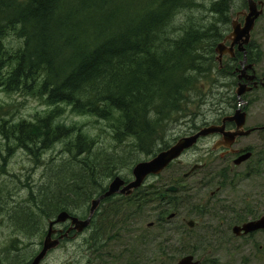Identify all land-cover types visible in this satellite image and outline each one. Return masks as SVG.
Listing matches in <instances>:
<instances>
[{"label":"trees","instance_id":"obj_1","mask_svg":"<svg viewBox=\"0 0 264 264\" xmlns=\"http://www.w3.org/2000/svg\"><path fill=\"white\" fill-rule=\"evenodd\" d=\"M232 2L214 0L209 7L212 20L176 27L181 11L200 6L196 0H0V89L40 98L48 107L34 120L11 123L3 118L0 135L6 139L7 152L22 148L40 162L41 153L63 139L73 154L71 160L48 165L37 185L19 179L29 189L23 200H16L18 184L0 183V216L8 226L26 239L45 235L49 221L60 212L73 214V203L107 189L102 176L114 178L120 166L139 161L138 153L155 156L169 148L176 140L168 139L173 124L186 121L193 133L212 123L204 113L208 107L220 111L213 122L222 119V112L236 109V67L243 54L220 67L216 53L231 29ZM10 35L17 44L7 43ZM248 58L255 63L261 58L254 42L248 46ZM225 78L230 79L228 85ZM225 86V92H217ZM67 108L107 121L117 145L124 146L121 155L106 152L102 162L89 163L87 156L76 161L86 152L94 153L95 139L82 126L61 120ZM259 169L256 164V174ZM210 181L211 177L201 179L203 187ZM181 182V178L173 182L179 192L157 183L115 198L111 213L98 212L91 236L92 264H172L165 242L175 241L174 218L169 217L179 207ZM133 213L148 221L151 216L154 223L145 226L153 233L146 235L153 238L150 244L145 241L146 251L156 237L163 239L157 251L152 247L147 252L146 261L137 256L133 243ZM21 241L17 236L4 250L6 255L19 249ZM83 245L87 252L88 244ZM116 246L118 251L113 250ZM195 246L184 254L195 253ZM24 247L28 252L12 261L30 263L34 251L27 242Z\"/></svg>","mask_w":264,"mask_h":264},{"label":"rangeland","instance_id":"obj_2","mask_svg":"<svg viewBox=\"0 0 264 264\" xmlns=\"http://www.w3.org/2000/svg\"><path fill=\"white\" fill-rule=\"evenodd\" d=\"M196 1L200 5L198 8L181 11L177 15L175 20L176 27L184 26L192 20L196 22L202 20L203 23H206L213 19V16L209 11V7L214 0ZM261 1L264 2V0ZM247 11L248 4L245 5L244 0H233L231 7V20L239 18V20L243 21V12ZM6 41L8 44L18 43V40L14 35H10L9 37H7ZM252 42H254L255 45L258 46L261 50V58L256 65L257 73L261 77L264 75V12L257 20L256 26L252 31ZM224 61L226 62L227 59H225ZM229 80V78H225L223 81L228 85ZM227 87L228 86H225L224 88L217 90V92L223 93L225 92ZM238 88L239 86L238 84H236L234 86V91L236 92ZM245 100L247 102L245 103L246 105L244 104L245 110L248 114L247 125H263L264 89L257 88L252 90V92H249L245 95ZM47 109L48 107H46V104H44L40 98L16 92L7 93L0 89V124L3 121V118L6 120H10L11 123L20 121L22 119L34 120L37 113H44V111ZM213 109V107H208L204 112L212 122L215 119L216 114L220 112L216 110L213 111ZM228 111L234 112L235 109H229ZM61 120L68 125L76 123L79 126H82L83 130L95 139L94 153L99 155V157H94L96 156L94 153L90 154V152H86L82 156H79L81 158H77L76 161H81L83 157L87 156V160L89 163L93 161L98 163L104 161L105 158L108 157L105 156L106 152H108L109 155H114L116 152L121 155V153L123 152V144L117 145V142L115 141V139H113L112 136V129L109 128L107 121L98 119L94 116L79 115L73 113L69 108H67L65 115L61 118ZM187 134H190L188 130V122L180 121L171 126L168 131V139H170V141L172 142L174 138L178 140L180 137H183ZM240 140L243 144L246 145L255 144L259 147L260 144V139L258 138L257 133H253L252 135L243 137ZM215 141L216 136H209L202 139L197 146L187 151L180 158V160L174 163V165L165 170L160 176L152 177L150 180L151 183L158 182L161 185H170L174 184V180L179 178L182 179L181 185L183 186V192L181 193V196H179L180 203L178 209L175 211L176 214L174 213V227H172L176 228L174 232L171 233L175 241L168 239L165 242V246L168 247L169 252H171L170 256L174 258V260H172V264H177V262L185 255L184 253L186 251L190 252L192 250V247H194L195 245H197L195 247H198L201 250V252L195 250V253H229L235 255H253L257 253L260 254L258 259L255 260V258H249L252 259V261L250 260L248 264H264V258L261 256V253H264V251L260 249L262 242H258L256 246H250L248 251L245 247L246 245L240 240L225 242L220 241V238H218L220 236L216 234L211 235L210 230L209 232L205 230V227L207 225H211L212 223L211 214L207 212H196L195 207H198V204L203 203L205 205L210 200V198L208 197L212 189L210 187V183L207 187H203V184H200L201 179L198 177L200 176L201 172L207 176L205 177V179L210 177V172L213 170V165L216 161V157L211 153ZM0 149V151L2 152L0 153V183L2 186L6 187L7 181L9 185L18 184L21 187L17 192L16 200H23L28 195V187L26 185H22L21 182L31 186L37 185V183H39L43 178L48 165L60 164L65 160H71L73 156L72 152L68 151L67 142L63 139L56 142L51 149H48L45 152L41 151L42 153L40 156V162H36V159L22 148H16V150L12 152L9 151L10 153H8L6 139L2 135H0ZM1 154L4 155L3 158ZM90 156L94 158H91ZM138 157V162L146 161L152 158V156H147L143 153H138ZM5 158L6 162L4 161ZM203 162L207 163L205 171L201 170V172H198L196 173V175H192L188 178L183 177V175L188 172L195 164H202ZM135 164H137V162ZM135 164L120 166L114 172L119 173L123 177L127 175L129 178H132V169ZM19 179H21V182H19ZM111 179H113V177L102 176L100 178V181L104 184H107ZM260 183L261 182L259 177H251L249 181H244L240 185H238L236 182L232 186H227V188L236 191L233 199L237 201L243 195H248L247 193L249 191L260 190ZM233 206L242 209L243 204L234 203ZM187 220H193L198 223L195 234H192L190 231L186 230L188 228V225L186 224ZM147 221L148 220H146V222ZM6 222V219L0 216V264H18V259L13 261L11 259L17 257L20 254L24 256L28 252H26V249L24 247L25 242L28 243L29 249H33L34 255L40 250V241H43L46 234L43 236L37 234L38 237L37 235H33V238L30 236L28 239H26L22 236L21 233L8 226L9 224H7ZM200 227H203L201 232H197L201 229ZM17 236H19L25 242L23 243V241H21L19 243V249L14 248L9 253V255H6V252L4 250L10 248V246L12 245V241L16 239ZM160 237H156L155 244H153V246L151 245L150 249H152L153 247L154 250H158L157 245L162 244L161 241H163V239H161ZM215 237L218 238V241L216 242H214L213 240L216 239ZM181 238L182 242L180 241ZM78 242H72L68 240L63 241V243L56 250L52 251L46 257V260L42 264H69V261L71 259L74 261V264H88L90 261V257L85 256L87 255V252H85L86 246H82V243ZM116 247H113L114 251H118L119 248ZM149 250L144 252L145 255L144 257H142L145 261L148 260L147 252ZM149 254L150 253H148V255ZM150 256H152V252ZM235 260V264H242L239 259Z\"/></svg>","mask_w":264,"mask_h":264},{"label":"flooded vegetation","instance_id":"obj_3","mask_svg":"<svg viewBox=\"0 0 264 264\" xmlns=\"http://www.w3.org/2000/svg\"><path fill=\"white\" fill-rule=\"evenodd\" d=\"M238 50L235 48L234 53L232 55H226L224 56V59H236L238 58ZM250 62V61H249ZM240 67L241 61L238 64ZM237 65L236 67V73H240L243 78L242 81H247L246 83L251 84L254 81H249L247 76L254 74L255 72L253 69H248L246 71L239 70L240 67ZM256 70V66H255ZM254 72V73H253ZM257 78L255 80H259L260 82H264V75L259 76L256 70ZM239 75V74H238ZM262 88L264 89V84H260L258 87L254 88ZM253 89V90H254ZM248 93V92H247ZM234 112L232 111H224L222 112V119L216 120V124H222L223 118L229 117L234 115ZM248 119V117H247ZM264 124L263 125H254V126H248L246 125V128H255L253 133L258 134V138L260 139L259 147L258 145H246L241 142V138H237L236 142L231 147H226L224 145L220 146L219 148H214L219 140L223 139V136L221 134H216L213 136H216V141L212 147L211 153L213 156L216 157V161L213 165V170L210 172L211 182L210 187L212 188L209 193V202L205 205L203 203L198 204V207L196 208V212H207L211 214V225H207L205 227V230L207 232H211V235L216 234L220 237V241H235L240 240L242 241L246 246L247 250L249 251L250 246H256L258 242H262V245L260 246V249L264 251V228L258 229L253 232L245 233L242 231L240 234H237L235 232V227H243L246 223L252 222V221H258L264 218ZM236 129V123L234 121H227L226 122V130H235ZM251 133L250 135H252ZM249 136V135H248ZM247 137V136H245ZM218 145V144H217ZM247 152H252V156L249 160L242 162L241 164H235V161L243 154ZM256 164L259 165L260 173H255V166ZM198 165V168L194 171H191V169L186 172L183 177L188 178L192 175H196V173L201 172V170L205 169L207 163L203 162L202 164H195L194 166ZM161 175V174H160ZM158 175V176H160ZM259 175V176H258ZM158 176H150L148 177L141 188L149 187L150 184L157 183H151L150 180L152 177H158ZM206 175L201 172L200 176L198 178L204 180ZM251 177H259L260 184L259 188L260 190H253L249 191L248 195H243L239 200H234V195L236 194L235 190H230L227 188V186H232L234 183L237 182L238 185H240L244 181H249ZM202 184V183H200ZM154 186V187H155ZM207 187V186H206ZM178 191L180 190V187H178ZM105 191L101 192H93V194L84 200H78V202H75L71 206V212L73 214H86L87 216H82L81 219L88 218L90 212L92 203L95 199L99 198L102 194H104ZM124 195L119 194L113 197L104 198L101 202L99 207L95 210L94 215L92 217V221L90 225L81 233H77L75 231H72L70 233V236L68 238H64V240L72 241V242H81V243H87L89 248L87 250V256L91 258V251L93 250V239L91 238L93 233V227H95V221H97L96 214L98 212H106L115 211L114 209V202L122 197ZM116 198V200H115ZM109 199H112L110 202H107ZM115 200V201H114ZM234 203H242V209H239L237 207H234ZM196 206V205H195ZM119 210H116V212ZM135 211V209H134ZM209 211V212H208ZM173 215V214H171ZM170 215V216H171ZM81 217V216H79ZM98 218L99 215H98ZM148 217V219H150ZM171 219V217H169ZM189 220L186 221V224L188 225L187 231H190L192 234H195L197 222L194 221V225L190 226L188 223ZM152 220H149L146 222L145 219H140L137 214L133 213V243L136 248V254H140L142 257H144L146 250L144 248L145 241L148 242V244L151 243L152 239L151 237H146L147 234H150L152 236V232L148 229H145V226H153ZM59 229H62L63 232H66L67 229L70 227V222H67L63 225H60ZM112 227V226H110ZM201 228V227H200ZM203 228V227H202ZM202 228L198 230L197 232H201ZM62 232V233H63ZM61 235V232H58L56 237H59ZM201 235V234H198ZM108 236H111L106 230L105 237L109 238ZM216 238V237H215ZM218 238L213 239L214 242L218 241ZM202 240V239H199ZM78 242V243H79ZM121 242V240H119ZM92 249V250H91ZM91 250V251H90ZM198 251L201 252V250L198 248ZM189 253V255L194 256V261L197 262V264H235L236 260L239 259L242 264H245L252 261V259L249 258H255V260L258 259L260 254H244V255H235V254H229V253ZM144 253V254H143ZM261 256L264 258V253H261ZM6 257V255H5ZM94 257V256H93ZM89 258V260H90ZM249 259V260H248ZM144 261V260H143ZM69 264H74V261L71 259L69 261ZM88 264H92V261L90 260Z\"/></svg>","mask_w":264,"mask_h":264},{"label":"water","instance_id":"obj_4","mask_svg":"<svg viewBox=\"0 0 264 264\" xmlns=\"http://www.w3.org/2000/svg\"><path fill=\"white\" fill-rule=\"evenodd\" d=\"M248 1V11L243 12L244 22H240L238 19H235L232 22V32L228 34L225 39L220 42L216 51L218 53V60L222 62V58L225 54H233L235 47L237 46L240 52L244 53V59L242 61L243 69L246 71L252 69L254 64H246L247 59V48L246 46L250 43L252 37V31L255 28L256 21L263 14L264 2L261 0H247ZM230 41V45L227 42ZM240 79L243 78L242 75L239 76ZM256 78L255 74L247 76L246 79L249 81H254ZM259 83L257 81L253 82V86H248L247 83H240L239 88L237 89L238 96V107L234 115L226 117L223 119L222 125L210 124L200 128L198 131L194 132L191 135L183 136L179 138L172 146L169 148L160 151L157 155L146 161L138 162L133 168L134 179L129 183H126L125 179L120 175L116 176L109 184L107 191L102 194L99 198L95 199L92 203L91 212L86 219H81L78 216L71 215L68 211L60 212L57 217L49 222L48 232L43 240L42 248L34 256L33 260L29 264H41L46 258L48 253L57 248L61 239L68 237L70 232L75 230L77 233L83 232L87 228L92 220V216L95 210L100 205V202L106 198L113 196L115 194H124L131 195L136 189L140 188L145 180L150 175H159L161 174L173 161L179 159L182 154L193 148L198 141L203 138L214 134H221L223 136L222 140H219L214 148H219L224 145L226 147H231L239 137H244L250 135L254 128L246 129L247 122V112L244 110V104L246 101L242 97L247 91L257 87ZM226 121H234L236 123L235 130H226ZM264 128V127H263ZM252 156V152H247L241 155L236 161L235 164H241L242 162L247 161ZM198 168V165L194 166L191 171H194ZM150 187H153L154 184H150ZM178 187L173 185L168 187L169 191L176 192ZM174 216V215H172ZM68 220L71 222V226L66 232L61 234L58 238L54 235L58 232V229L55 228L56 225L65 223ZM190 226L194 225V221H188ZM264 228V218L258 221H252L246 223L243 227H235V232L240 234L242 231L245 233L253 232L258 229ZM63 232L62 229H60ZM178 264H197L194 261L193 255H187L182 257Z\"/></svg>","mask_w":264,"mask_h":264},{"label":"bare ground","instance_id":"obj_5","mask_svg":"<svg viewBox=\"0 0 264 264\" xmlns=\"http://www.w3.org/2000/svg\"><path fill=\"white\" fill-rule=\"evenodd\" d=\"M101 17H102V16H101ZM133 26H134V25H133ZM92 29H93V28H92ZM84 156H86V155H84ZM83 158H84V157H83ZM101 171H102V170H101ZM89 194H90V193H89ZM32 238H33V237H32ZM32 238H31V239H32Z\"/></svg>","mask_w":264,"mask_h":264}]
</instances>
